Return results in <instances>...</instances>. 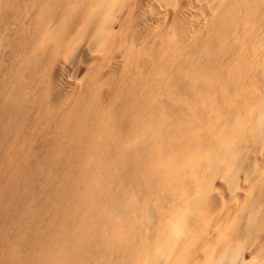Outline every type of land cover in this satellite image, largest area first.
I'll return each instance as SVG.
<instances>
[{
    "label": "bare ground",
    "instance_id": "1",
    "mask_svg": "<svg viewBox=\"0 0 264 264\" xmlns=\"http://www.w3.org/2000/svg\"><path fill=\"white\" fill-rule=\"evenodd\" d=\"M0 264H264V0H0Z\"/></svg>",
    "mask_w": 264,
    "mask_h": 264
}]
</instances>
